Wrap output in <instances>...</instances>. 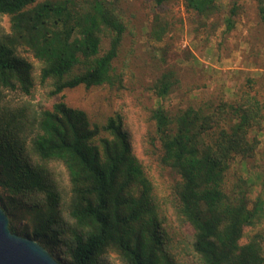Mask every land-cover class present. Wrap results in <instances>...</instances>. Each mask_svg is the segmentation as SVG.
<instances>
[{"label": "trees", "instance_id": "trees-1", "mask_svg": "<svg viewBox=\"0 0 264 264\" xmlns=\"http://www.w3.org/2000/svg\"><path fill=\"white\" fill-rule=\"evenodd\" d=\"M182 1L199 17L220 11L218 0ZM257 2L264 22V0ZM123 11L120 0H0V17L9 21L8 30L0 24V207L12 232L36 240L61 264H107L110 255L121 264H180L121 114L92 122L64 101L66 89L121 82L115 59L129 28ZM235 14L234 2L229 29ZM165 30L152 36L161 39ZM27 54L40 63L48 94H60L51 108L6 98L34 88ZM176 81L164 72L157 96ZM249 90L236 105L221 102L208 114L192 107L172 116L162 106L152 112L161 161L179 177L172 197L192 229L194 264H264L263 234L242 242L262 206L250 207L241 186L223 189L231 163L251 158L259 143L251 132L262 128L264 105ZM57 165L67 172L68 193L55 180Z\"/></svg>", "mask_w": 264, "mask_h": 264}, {"label": "rangeland", "instance_id": "rangeland-1", "mask_svg": "<svg viewBox=\"0 0 264 264\" xmlns=\"http://www.w3.org/2000/svg\"><path fill=\"white\" fill-rule=\"evenodd\" d=\"M234 2L236 14L232 16L233 27L229 29L225 18ZM218 3V13L199 17L187 12L182 0H166L162 7H157L154 0H120L129 22L115 59L121 82L113 86H77L64 91V101L83 109L92 122L101 123L110 114H121L133 151L152 182L170 247L180 264H194L190 249L192 229L176 212L172 187L179 177L161 161L153 110L162 106L172 116L192 107L208 114L222 103L241 102L250 84L253 88L249 91L264 105V22L258 2L218 0ZM0 24L8 30L6 16L0 17ZM158 27L166 28L161 39L152 36ZM107 47L108 39H104L103 48ZM28 60L33 64L34 88L28 95L9 93L6 98L13 99V104L29 103L36 110L51 108L60 94H48L49 85L39 80L40 63L31 55ZM168 71L175 74L177 81L165 97H159L154 84ZM231 121L229 118L227 124ZM253 133L259 141L255 154L246 160L236 158L223 183L228 193L241 186L248 194L250 207L254 202L262 206L255 223L244 227L243 243L257 232L264 238V121L262 128L251 135ZM54 173L55 180L68 193L65 168L57 165ZM241 178L245 182L240 181ZM106 262L121 264L114 255L107 256Z\"/></svg>", "mask_w": 264, "mask_h": 264}, {"label": "water", "instance_id": "water-1", "mask_svg": "<svg viewBox=\"0 0 264 264\" xmlns=\"http://www.w3.org/2000/svg\"><path fill=\"white\" fill-rule=\"evenodd\" d=\"M0 264H61L36 240L12 232L0 207Z\"/></svg>", "mask_w": 264, "mask_h": 264}]
</instances>
